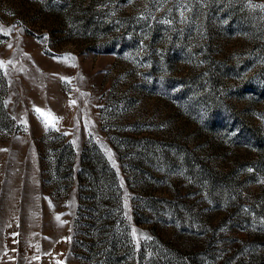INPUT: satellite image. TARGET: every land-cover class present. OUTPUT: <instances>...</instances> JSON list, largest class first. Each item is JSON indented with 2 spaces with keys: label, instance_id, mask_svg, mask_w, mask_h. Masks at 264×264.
<instances>
[{
  "label": "rangeland",
  "instance_id": "1",
  "mask_svg": "<svg viewBox=\"0 0 264 264\" xmlns=\"http://www.w3.org/2000/svg\"><path fill=\"white\" fill-rule=\"evenodd\" d=\"M261 5L0 0V264H264Z\"/></svg>",
  "mask_w": 264,
  "mask_h": 264
},
{
  "label": "snow or ice",
  "instance_id": "2",
  "mask_svg": "<svg viewBox=\"0 0 264 264\" xmlns=\"http://www.w3.org/2000/svg\"><path fill=\"white\" fill-rule=\"evenodd\" d=\"M260 7H264V5H261ZM73 103H75V102L73 101ZM36 111H37L38 113H40L42 116L47 115V114L42 113L40 109H36ZM55 119H59V118H55ZM45 126H46V127L48 126V123H47V122L45 123ZM52 126H53V127L55 126L54 123L52 124Z\"/></svg>",
  "mask_w": 264,
  "mask_h": 264
},
{
  "label": "trees",
  "instance_id": "3",
  "mask_svg": "<svg viewBox=\"0 0 264 264\" xmlns=\"http://www.w3.org/2000/svg\"><path fill=\"white\" fill-rule=\"evenodd\" d=\"M109 262L111 263V264H118V261H117V259H109Z\"/></svg>",
  "mask_w": 264,
  "mask_h": 264
}]
</instances>
